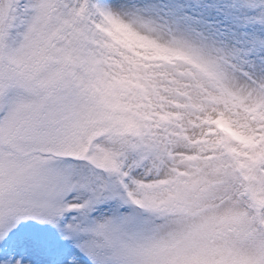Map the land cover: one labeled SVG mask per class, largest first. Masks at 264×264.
<instances>
[{"label":"snow or ice","instance_id":"obj_1","mask_svg":"<svg viewBox=\"0 0 264 264\" xmlns=\"http://www.w3.org/2000/svg\"><path fill=\"white\" fill-rule=\"evenodd\" d=\"M0 264H264V0H0Z\"/></svg>","mask_w":264,"mask_h":264}]
</instances>
